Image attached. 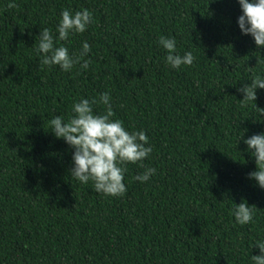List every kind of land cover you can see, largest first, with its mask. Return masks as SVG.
I'll list each match as a JSON object with an SVG mask.
<instances>
[{
    "label": "trees",
    "instance_id": "1",
    "mask_svg": "<svg viewBox=\"0 0 264 264\" xmlns=\"http://www.w3.org/2000/svg\"><path fill=\"white\" fill-rule=\"evenodd\" d=\"M85 8L92 23L61 43L79 53L87 41L88 69L42 65L40 30ZM241 14L238 0H0V264H251L264 189L248 178L244 138L264 132V118L239 89L264 75V47L241 33ZM162 35L193 64L171 68ZM105 91L113 118L153 148L144 167L127 164L118 197L71 176L74 149L50 124ZM255 103L264 108V89ZM145 167L157 173L141 183ZM243 201L254 220L234 226Z\"/></svg>",
    "mask_w": 264,
    "mask_h": 264
},
{
    "label": "clouds",
    "instance_id": "2",
    "mask_svg": "<svg viewBox=\"0 0 264 264\" xmlns=\"http://www.w3.org/2000/svg\"><path fill=\"white\" fill-rule=\"evenodd\" d=\"M242 14L237 19V25L243 35H250L258 48L264 47V0H238ZM9 7H15L10 2ZM93 21V13L88 9L73 12L64 9L55 32L45 27L40 30L36 42V52L40 63L45 66H59L65 72H70L79 64L81 69H88L89 61L85 59L91 52V45L83 41L79 53L69 51L62 41H69L76 33H84ZM159 45L167 52L166 62L173 69L181 66H191L195 57L191 51L181 55L177 52V40L173 36H160ZM264 89V75H255L250 83L239 91L243 92L241 101H253L256 109L255 119L264 118V108L256 105V90ZM105 106L103 112L94 111V105ZM72 115L65 120L63 115H55L50 121L51 132L58 139L71 146L72 164L71 176L81 184L93 182V189L105 196L118 197L126 193L124 182L127 164H138L144 167L143 161L153 151L149 136L143 130L129 131L124 122L114 119L113 100L108 91L96 98L81 97L72 105ZM243 137L240 136L239 139ZM247 151L255 158L256 170L248 174L256 184L264 189V132L244 138ZM157 173L154 167H145L143 173L135 177L141 183L149 181ZM255 208L245 201L231 208L233 225L245 226L254 220ZM259 249V254L251 255V264H264V239L255 240L252 247Z\"/></svg>",
    "mask_w": 264,
    "mask_h": 264
}]
</instances>
